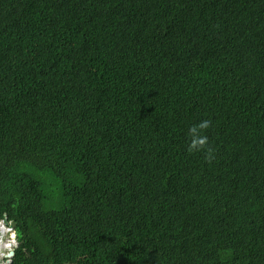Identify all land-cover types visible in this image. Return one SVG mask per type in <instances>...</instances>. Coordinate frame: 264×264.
<instances>
[{"label":"trees","instance_id":"1","mask_svg":"<svg viewBox=\"0 0 264 264\" xmlns=\"http://www.w3.org/2000/svg\"><path fill=\"white\" fill-rule=\"evenodd\" d=\"M5 216L11 264H264V0H0Z\"/></svg>","mask_w":264,"mask_h":264},{"label":"clouds","instance_id":"2","mask_svg":"<svg viewBox=\"0 0 264 264\" xmlns=\"http://www.w3.org/2000/svg\"><path fill=\"white\" fill-rule=\"evenodd\" d=\"M210 127V121L208 120H203L200 122L199 125L192 126L189 129V134L191 135L192 139L191 142L188 146V151H199L202 149H205L207 143H208V137L207 136H202L199 133L202 130H205ZM207 151L210 153L211 150L207 149Z\"/></svg>","mask_w":264,"mask_h":264},{"label":"water","instance_id":"3","mask_svg":"<svg viewBox=\"0 0 264 264\" xmlns=\"http://www.w3.org/2000/svg\"><path fill=\"white\" fill-rule=\"evenodd\" d=\"M5 224H8L10 228H7V231H9V244L12 245V248L7 251L6 253V263L11 264L13 262V257L15 255V248L18 246L17 242V231H16V221L14 220H9L7 216L3 218V220H0V241L2 240V230L1 226H6Z\"/></svg>","mask_w":264,"mask_h":264},{"label":"bare ground","instance_id":"4","mask_svg":"<svg viewBox=\"0 0 264 264\" xmlns=\"http://www.w3.org/2000/svg\"><path fill=\"white\" fill-rule=\"evenodd\" d=\"M5 228H7V227L6 226H1V230L3 232H2V236H1L2 240L0 241V250L5 249L6 239H4V237L7 235V232H8ZM7 244H9V242H7ZM6 247H7V245H6ZM8 247H9V249L7 251H9L12 248V245L10 244V246H8ZM7 251H5L4 254H3L4 257H5L4 262H6V253H7Z\"/></svg>","mask_w":264,"mask_h":264},{"label":"rangeland","instance_id":"5","mask_svg":"<svg viewBox=\"0 0 264 264\" xmlns=\"http://www.w3.org/2000/svg\"><path fill=\"white\" fill-rule=\"evenodd\" d=\"M5 225H6L7 228H10L8 224H5ZM7 228H5V229L7 230ZM8 238H9V231L7 232V235L4 237V239H6V243H5V249H6V250H5V251H7V250L9 249L8 246H10V244H7V242H9ZM10 241H11V240H10ZM6 245H7V247H6ZM0 264H7V263L4 262V259H2V261H1Z\"/></svg>","mask_w":264,"mask_h":264}]
</instances>
